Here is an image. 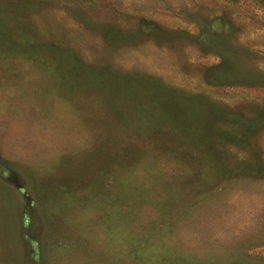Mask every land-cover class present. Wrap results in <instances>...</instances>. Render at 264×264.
<instances>
[{"label":"rangeland","instance_id":"1","mask_svg":"<svg viewBox=\"0 0 264 264\" xmlns=\"http://www.w3.org/2000/svg\"><path fill=\"white\" fill-rule=\"evenodd\" d=\"M0 264H264V0H0Z\"/></svg>","mask_w":264,"mask_h":264}]
</instances>
